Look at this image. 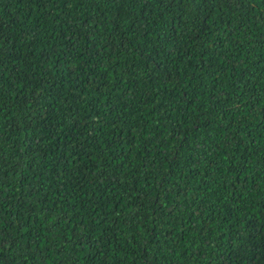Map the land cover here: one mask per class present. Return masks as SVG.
<instances>
[{
	"label": "trees",
	"instance_id": "obj_1",
	"mask_svg": "<svg viewBox=\"0 0 264 264\" xmlns=\"http://www.w3.org/2000/svg\"><path fill=\"white\" fill-rule=\"evenodd\" d=\"M0 264H264V0H0Z\"/></svg>",
	"mask_w": 264,
	"mask_h": 264
}]
</instances>
